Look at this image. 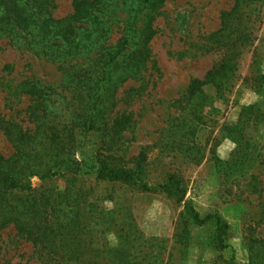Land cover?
Instances as JSON below:
<instances>
[{
	"label": "rangeland",
	"instance_id": "374dc122",
	"mask_svg": "<svg viewBox=\"0 0 264 264\" xmlns=\"http://www.w3.org/2000/svg\"><path fill=\"white\" fill-rule=\"evenodd\" d=\"M136 1L121 0L123 22L112 43L121 38L119 27L132 17ZM74 2L54 0V16L72 15ZM234 5L235 0H165L154 13L157 32L146 70L120 84L106 106L108 125L90 131L82 120L89 113L87 82L94 75L88 67L95 55L54 60L0 38V81L47 88L48 119L57 130L48 136L54 132L56 139L72 140L71 156L83 167L73 179V174L46 182L32 178L35 194H62L63 210L50 221L58 227L73 219L69 228L75 232L68 239L84 233L87 243L80 247L111 248L105 258L98 253L92 261L65 258L63 264H264V0L246 8L252 40L227 62L221 86L209 83L194 95L189 91L195 79H205L225 60L226 49L211 36ZM31 104V95L11 93L0 84V154L16 152L5 132L8 122L37 128ZM124 117L125 126L114 136L109 131L115 119ZM100 153L114 166L136 169L143 162L151 184L177 174L184 197L97 180L89 171ZM186 204L202 219L218 215L229 224L224 243L216 221L197 223ZM100 226L108 232L93 237ZM121 236L124 261L116 258L118 248L113 250ZM46 253L14 224L0 231V264H51Z\"/></svg>",
	"mask_w": 264,
	"mask_h": 264
},
{
	"label": "trees",
	"instance_id": "16d2710c",
	"mask_svg": "<svg viewBox=\"0 0 264 264\" xmlns=\"http://www.w3.org/2000/svg\"><path fill=\"white\" fill-rule=\"evenodd\" d=\"M164 1L137 0L132 17L127 22L124 20V25L119 27L122 35L114 44L111 42L112 36L116 27L123 22L121 12L118 11L122 6V3L119 5L121 0H75L74 13L63 18L54 16V0H0V38L8 37L16 43L27 45L37 55L54 60L86 58L94 54L96 58L88 67L89 73L94 75L87 82L90 107L89 113L83 117L82 127L89 131L97 130L96 126L101 128L100 126L108 125L106 106L112 93L116 92L122 82L130 78L137 79L146 70L152 58L150 43L157 32L154 13ZM255 1L258 0H235L234 7L223 12L222 27L211 38L218 47L226 49V58L205 79H195L191 83L189 91L192 95L209 83L221 86L218 79L221 77L223 80L227 62L252 40L249 25L252 15L246 8ZM124 76L126 78L122 80ZM0 84L6 86L11 93L21 91L31 95L30 117L38 123L34 131L17 122H8L5 126L6 135L16 152L10 157L0 154V231L14 224L20 233L40 243L47 250L46 256L51 264H63L65 258L83 263L102 256L105 258L103 254L109 253L111 249H105V244L102 250L100 247L96 251L80 247L87 243L82 238L84 233L73 234L68 239L75 232L69 228L73 219L58 227L51 223L50 216L63 210L60 205L63 204L61 193H58V197L54 196L55 191L52 190L42 192L41 195L35 194L38 190L33 187L34 177L46 182L71 174L73 179L83 172L82 163L71 156L74 148L72 140H60L59 135L56 139L54 132L48 136L50 131L57 130L48 119L47 88L31 82H25L20 87L3 81ZM115 120L109 132L119 136L126 124V117ZM44 139L47 142L42 146ZM99 155L92 162L89 171L97 180L124 182L144 192H175L184 197L182 181L177 174L169 175L165 183L151 184L144 177L143 162L136 169L114 166L108 161L110 156L102 153ZM73 191L75 193L76 190ZM186 207L194 212L199 224L215 220L218 236L224 243V237L230 229L227 222L218 215H208L202 219L191 204H186ZM102 228H94L96 234L93 229V237H97L99 233L106 234L109 230ZM120 238L113 250L118 248L116 258L124 261L126 246L122 242L123 236Z\"/></svg>",
	"mask_w": 264,
	"mask_h": 264
}]
</instances>
